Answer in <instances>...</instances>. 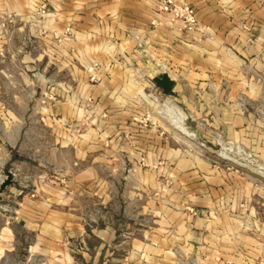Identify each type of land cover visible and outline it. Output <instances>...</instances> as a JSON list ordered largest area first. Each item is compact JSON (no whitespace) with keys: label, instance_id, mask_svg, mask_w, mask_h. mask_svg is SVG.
<instances>
[{"label":"crops","instance_id":"crops-1","mask_svg":"<svg viewBox=\"0 0 264 264\" xmlns=\"http://www.w3.org/2000/svg\"><path fill=\"white\" fill-rule=\"evenodd\" d=\"M186 1L197 19L190 32L154 0H0V15L16 18L0 38V182L11 173L5 195L34 186V196L18 197V219L49 244L83 233L87 196L118 204L90 230L95 256L120 235L114 248L122 246L128 264H249L259 251L229 211L237 200L228 171L186 147L188 134L159 109H183L195 139L209 137L206 125L221 132L242 121L228 113L240 108L237 96L264 93V8L258 0ZM41 2L42 17L34 14ZM157 70L173 79L167 94L153 81ZM53 89L64 100L52 136L49 116L12 110L33 108L30 93ZM70 118L84 124L81 132H67ZM49 162L63 177L44 180V170L36 179V164ZM20 169L26 183L14 177Z\"/></svg>","mask_w":264,"mask_h":264},{"label":"rangeland","instance_id":"rangeland-1","mask_svg":"<svg viewBox=\"0 0 264 264\" xmlns=\"http://www.w3.org/2000/svg\"><path fill=\"white\" fill-rule=\"evenodd\" d=\"M9 24L0 28V38L8 39L6 31ZM6 42L4 41V49L10 46ZM19 46L20 51H23L25 44L19 43ZM28 99L34 107L12 110L15 115L24 119L49 116L52 119L50 126L52 136L57 134L58 125L54 123V119L58 120L62 116L57 108L59 102L64 100L62 95L53 89L30 93ZM89 100L87 98V101ZM237 101L240 108L228 110V113H236L241 116L242 121L236 125L227 124L225 130L220 128L221 132L217 127L206 125V134L209 136L206 140L195 139L194 132L185 124L186 115L183 109L164 103L159 112L163 118L172 120L173 126L188 134L190 138L186 147L200 152L205 150L206 159L211 164L228 171V178L232 180L229 194L232 199L234 197L237 200L236 208L229 207V211L237 215L239 227L243 233L250 235L259 250L252 252L253 261L249 264H264V93L239 94ZM45 106L50 108L47 115L42 110ZM64 127L70 133L81 132L84 124H77L75 119L70 118L68 122H65ZM50 143L52 148L58 145L53 137ZM35 144L36 148L41 147L42 142L35 141ZM41 163H43L42 160ZM44 170L46 173H44V180L53 181L56 176L63 177L59 176L57 166L49 162L46 166L36 164L35 178L37 179V175H41ZM14 177L16 181L22 183L28 180L21 169L15 173ZM165 182L170 183V179ZM20 189V186H16V189L10 191L8 195H5L4 189L1 194L0 264H128V254L122 246L121 249L114 248L119 244L120 238L123 239L122 235L111 244L108 252L104 250L95 256L90 250V244L93 242L90 230L102 224L103 221L108 222L113 218L112 215L118 208L117 201L109 205L102 199L98 201L84 196V204L79 214L83 233L69 239L64 245L62 241H56V245H51L38 237L36 226L27 227L18 219L16 207L19 195L28 192L34 196L36 193L34 186ZM60 248L66 252H60ZM177 264L203 263L181 260Z\"/></svg>","mask_w":264,"mask_h":264},{"label":"built area","instance_id":"built-area-1","mask_svg":"<svg viewBox=\"0 0 264 264\" xmlns=\"http://www.w3.org/2000/svg\"><path fill=\"white\" fill-rule=\"evenodd\" d=\"M157 2L160 10L167 13L170 20L177 23L179 29L190 32L197 27V19L194 7L186 0H154ZM259 4L264 8V0H258ZM36 16H45L47 14V4L46 2H41L34 11ZM16 18L11 13L5 15H0V28L2 29L7 24L15 22ZM70 28H65V33H69ZM56 38L57 35H54ZM98 64L92 62L87 66L89 80L95 82L97 80L96 68Z\"/></svg>","mask_w":264,"mask_h":264},{"label":"water","instance_id":"water-1","mask_svg":"<svg viewBox=\"0 0 264 264\" xmlns=\"http://www.w3.org/2000/svg\"><path fill=\"white\" fill-rule=\"evenodd\" d=\"M154 83L161 88L164 94H167L173 86V79L169 76V74L163 70L155 71L153 77ZM12 181L11 175L7 174L6 177L0 182V195L4 191L7 185H9Z\"/></svg>","mask_w":264,"mask_h":264}]
</instances>
